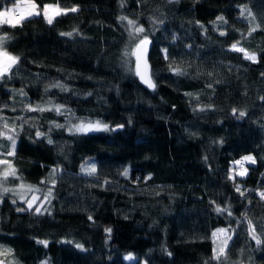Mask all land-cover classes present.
<instances>
[{
  "label": "trees",
  "instance_id": "trees-1",
  "mask_svg": "<svg viewBox=\"0 0 264 264\" xmlns=\"http://www.w3.org/2000/svg\"><path fill=\"white\" fill-rule=\"evenodd\" d=\"M33 1L67 11L51 24L40 12L0 24L4 49L19 58L0 78V157L16 170L0 177V246L11 249L0 259L264 264V0ZM144 37L152 90L130 53ZM76 121L108 129L67 131ZM245 153L255 163L238 176ZM92 164L95 173L82 170ZM19 182L36 199L3 192ZM216 228L227 242L219 260Z\"/></svg>",
  "mask_w": 264,
  "mask_h": 264
},
{
  "label": "snow or ice",
  "instance_id": "snow-or-ice-1",
  "mask_svg": "<svg viewBox=\"0 0 264 264\" xmlns=\"http://www.w3.org/2000/svg\"><path fill=\"white\" fill-rule=\"evenodd\" d=\"M50 6H45V13H47L48 9ZM37 8V5L33 2H26L24 4H16L14 8L12 9H6L4 11H0V24H10L12 26H15L16 24L20 23L21 20H23L25 18V14H27L28 16L33 14V11ZM77 9L76 8H72L71 11L75 12ZM55 14L59 15L61 12L67 11L65 9H59L58 7L56 9H54ZM13 13H18V18H15L12 14ZM38 14V13H36ZM122 19H126V18H122ZM218 20H222L223 17H218ZM48 23L51 24L52 23V19L49 18L48 19ZM128 23L130 25L134 24V21H128ZM253 31H255V28L252 29ZM136 32H143L144 29L142 27L140 28H136L135 29ZM222 35L224 33H221ZM63 35H71V33H67V34H63ZM6 39V37H0V78H3L7 73H9L12 69V67L18 62V57L11 55L9 52H7L6 49H4L3 47V41ZM148 43L147 39H143L140 40L138 44H136L135 49L133 50V52L131 53L132 55L136 56V74L138 76H140V79L149 87V88H155V84L152 82L151 78L149 76H147L146 72H142L141 71V59L145 50V46ZM233 50L236 51H244V49L242 48H238L236 44L232 45ZM245 59H249L252 61L256 60V56L255 54H248L245 53ZM58 86V85H57ZM35 110V109H33ZM41 111H43V109H40ZM60 107L57 106L56 111H59ZM236 109H233V113L235 114ZM240 116H243L244 113L240 112L239 113ZM5 127H7V125H5ZM57 127H60V125H57ZM101 128H103L104 130L108 129L107 125H102L99 121H97L95 124H83L81 123L80 125H76L74 126L75 131L77 132H84V131H92V130H100ZM0 135H4L3 133H0ZM38 136L42 135L41 133H37ZM11 143H10V151L7 152L8 156H14L15 155V148H16V141L15 138L13 136H7L6 137ZM52 141L49 140V143H51ZM244 161H251L252 163H255V160L252 156H245L242 158ZM237 164H240L241 167H243L242 162L241 161H236ZM0 165H7L8 167L5 168L3 173H0V175H2L4 177V179L6 180L9 176H15L16 175V170L14 168L11 167V162L8 160H4V159H0ZM83 171H86L89 175L95 173L96 171V166L95 164H92L89 168L87 169H82ZM247 169H244L243 172H240V175H244L246 173ZM53 172H55V169L53 170ZM124 175H127V170H125ZM23 187V186H22ZM29 190H31V186H29ZM237 191H240L239 187H237L236 189ZM10 189L8 188H3V192L7 193L9 192ZM49 195H50V191H49ZM241 195H243V193H241ZM260 196L262 198H264V192L260 193ZM47 198V197H46ZM36 199V198H34ZM15 203V201H13ZM28 203V207L32 208V202L31 201H27ZM18 210H24V209H18ZM221 209H217V211H220ZM35 212L36 213H40L41 212V208L40 207H36L35 208ZM89 219H91V217H89ZM251 224V222H250ZM106 231L110 232L111 229H106ZM221 231H225V230H221ZM252 232H255V229L252 228ZM215 235V234H214ZM253 239H256L257 244L261 243V241L253 234ZM40 243H43L45 246L47 245V241H40ZM225 244L227 243L226 241L224 242ZM77 247H82L81 245H76ZM11 253V249H4L3 246H0V256H7L8 254ZM225 254V248L221 247L219 249V252L216 253L214 250V258L219 260L220 256ZM0 264H6V259H0Z\"/></svg>",
  "mask_w": 264,
  "mask_h": 264
},
{
  "label": "rangeland",
  "instance_id": "rangeland-1",
  "mask_svg": "<svg viewBox=\"0 0 264 264\" xmlns=\"http://www.w3.org/2000/svg\"><path fill=\"white\" fill-rule=\"evenodd\" d=\"M26 2H29V0H15L12 3H9L5 8L1 9L0 11H4L6 9H12L15 7L16 4H24ZM30 2H33V0H30ZM45 6H50L47 13H45ZM58 6L53 5V4H45L41 9H39L38 7L33 11L32 15H35L36 13H41L43 15V17L48 20L49 18H52L53 15H55V11L54 9H56ZM59 8V7H58ZM60 9V8H59ZM15 18H18V13H13L12 14ZM31 16V15H30ZM25 17H28L27 14H25ZM132 50V48H131ZM131 53V51H130ZM131 58H132V54H131ZM81 123L87 125V124H95L96 122H87V121H76V122H70L66 124V130L70 131V132H77L74 129V126L76 125H80ZM102 124V123H101ZM105 125V124H102ZM100 130H104L103 128H101ZM92 131H99V130H92ZM85 132V131H84ZM11 143V142H10ZM10 143H9V151H10ZM245 156H252V154L250 153H245L242 154L240 156V158L242 159ZM253 157V156H252ZM0 159H4L7 160L5 157H0ZM244 166L242 168H236L235 173L238 176H244V175H240V172H243L244 169H247V165L251 164V161H244L242 159ZM8 167L7 165H0V173H3L5 168ZM247 172V171H246ZM2 175H0L1 177ZM23 186V187H22ZM29 186H31V190H29ZM35 188L32 185L23 183V182H19L18 184H16L14 187H12L10 189V193L14 194L15 196H17L20 200L27 197L29 194L30 195V200L33 201L34 198H36V193H33L32 191ZM33 193V194H32ZM43 194H45V196L49 195V192L47 190L43 191ZM43 201V198L39 201L40 203ZM224 230L222 228H216L213 230L212 232V239H213V250L217 251L219 248H221L223 246V242L225 240L226 237V232L225 231H221ZM215 234V235H214ZM122 258L126 261L132 260L134 259V255L130 252H123L122 253Z\"/></svg>",
  "mask_w": 264,
  "mask_h": 264
},
{
  "label": "water",
  "instance_id": "water-1",
  "mask_svg": "<svg viewBox=\"0 0 264 264\" xmlns=\"http://www.w3.org/2000/svg\"><path fill=\"white\" fill-rule=\"evenodd\" d=\"M147 39L148 43L146 44L145 46V50H144V53H143V56H142V59H141V71L142 72H146L147 76L150 77V67H149V63H148V59H147V56H148V53H149V49H150V46H151V40L148 38V37H144V38H141L139 39L137 42L134 43L133 45V48H132V52L133 50L135 49V46L136 44L139 43L140 40H143V39ZM131 52V53H132ZM132 60H133V69H134V74H135V77L138 81V83L143 87L145 88L146 90H152L153 88H149L141 79H140V76H138L136 74V56L135 55H132ZM151 78V77H150Z\"/></svg>",
  "mask_w": 264,
  "mask_h": 264
},
{
  "label": "built area",
  "instance_id": "built-area-1",
  "mask_svg": "<svg viewBox=\"0 0 264 264\" xmlns=\"http://www.w3.org/2000/svg\"><path fill=\"white\" fill-rule=\"evenodd\" d=\"M236 161H241V162H242V165L244 166V163H243V161H242L241 158H238ZM236 168H242V167H241L240 164H237V163H236ZM261 192H264V189H261V190L258 191L259 194H260Z\"/></svg>",
  "mask_w": 264,
  "mask_h": 264
}]
</instances>
